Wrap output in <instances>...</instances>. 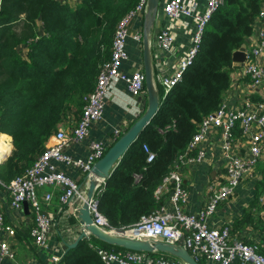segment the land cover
Segmentation results:
<instances>
[{"label": "built area", "instance_id": "2783aa9c", "mask_svg": "<svg viewBox=\"0 0 264 264\" xmlns=\"http://www.w3.org/2000/svg\"><path fill=\"white\" fill-rule=\"evenodd\" d=\"M222 2L223 0H205L204 4H200L199 0H159L155 19L157 25L152 28L150 50L153 77L160 101L181 83L184 74L193 65L201 49L207 24ZM146 12L147 0H138L136 6L119 20L112 39L110 58L103 63L95 87L87 96L80 118L71 133H66L60 127L53 134L54 144L47 146L22 174L5 185L12 209L21 208L24 202L31 208L35 223L30 227L29 234L37 249L47 248L48 238L54 227V215L46 209L54 191H58L59 203L74 216H77L78 209L85 200L87 179L92 166L102 157L107 147L100 141H90L86 159L73 158L64 150L70 142L86 139L92 124L102 119L105 103L111 97V91L116 88V83H124L129 91L127 95L135 108V117L145 111L147 97L143 66L126 70L122 63L129 58L126 48L128 39L139 47L142 46L143 17ZM257 22L264 23L263 6ZM182 35L187 37L186 42L180 39ZM245 44L246 60L243 63L232 62L230 83L223 92L217 109L201 118L186 150L178 157L177 164L154 191L155 197L160 199L161 195L171 190V210L161 202L150 213L141 216L135 224L126 228H113L97 208V195L104 190V180L89 202L94 224L130 238L162 240L182 245L203 264H264V255L259 252L256 241L232 236V223L240 214L226 213L216 221V225L210 222L219 206L236 194L244 181L257 177L259 163L263 166L264 182V28L253 31ZM124 108L132 107L125 104ZM113 134L116 139L121 132L116 129ZM5 135L8 137L4 146H0V162L4 156L2 152H6L12 143L11 135L0 132V138ZM142 149L147 153L146 162L153 163L155 153L145 144H142ZM208 153L216 155L222 165L216 179L209 183L202 197V206L186 212L184 208L189 203V198L183 185L181 168L205 161ZM53 159L81 171L84 174L82 180L76 181L55 170L51 164ZM46 185L53 187V190L44 193L42 202L39 189ZM255 199L261 207L256 213L262 218L264 192ZM0 231L4 233V237L0 239V264H40L34 258L24 262L16 259V252L9 240L14 238L16 229L6 221L1 211ZM96 250L104 264H184L163 253L113 251L101 247ZM60 259L58 256L52 257V264H58Z\"/></svg>", "mask_w": 264, "mask_h": 264}, {"label": "trees", "instance_id": "16d2710c", "mask_svg": "<svg viewBox=\"0 0 264 264\" xmlns=\"http://www.w3.org/2000/svg\"><path fill=\"white\" fill-rule=\"evenodd\" d=\"M137 3L0 0V132L12 136V150L0 164L2 184L22 174L66 121L79 120L110 58L116 26ZM263 4L264 0H223L212 16L193 65L160 101L97 195L98 211L111 227H129L160 205L163 196L156 198L155 189L177 164L201 118L217 109L230 83L231 54L253 33ZM6 137L0 140L6 143ZM142 144L155 153L153 163L146 162ZM246 211L235 220L232 235L255 219ZM29 232L30 228L32 241ZM260 238L256 242L264 255V236ZM98 247L124 250L90 236L64 253L58 264H104Z\"/></svg>", "mask_w": 264, "mask_h": 264}, {"label": "crops", "instance_id": "0c3cea01", "mask_svg": "<svg viewBox=\"0 0 264 264\" xmlns=\"http://www.w3.org/2000/svg\"><path fill=\"white\" fill-rule=\"evenodd\" d=\"M204 2L205 0H199L200 4H204ZM136 22L141 24L139 21ZM260 28H264V23L257 22L254 31ZM180 39L185 42L187 41L185 35H182ZM126 48L129 58L122 63V67L126 70H131L135 67L139 68V66L142 65L141 47H139L138 44L133 45L131 40L128 39ZM262 62L264 63V57H262ZM127 93H129V91L125 84L117 82L116 88L111 91V97L105 103L102 119L100 121H95L92 124L89 135L86 139L81 142H70L64 152L73 158L86 159L90 151L88 147L90 141L96 140L102 142L106 147L110 146L115 139L113 134L114 130H120L122 133L136 118L133 113L135 108H133ZM125 104H130L132 108L125 109ZM75 124L74 121H66L61 127L64 128L66 133L70 134ZM54 142L55 138L51 135L47 139L46 145H52ZM10 149L12 150V143L9 149L2 153L5 155ZM207 157L208 158L205 161L199 164H188L181 168L183 185L188 191L189 198V203L184 208L186 212L194 211L202 206L204 202L202 197L205 194L209 183L216 179L218 169L222 165L220 159L216 155L208 153ZM51 164L54 166L55 170L63 172L70 178L76 181L82 180L84 174L76 168L54 159L51 160ZM262 168V164L259 163V173L255 179L253 178L254 180L247 181V189L242 190L238 188L236 194L229 198L225 204L219 206L216 213L213 214L210 219L212 225H216V221L226 213H230L231 215L240 214V217L237 218L238 220L244 217L245 212H247L246 210H248L249 215H252L255 219L251 220V222L248 220L242 229H235L232 236L242 237L246 241L257 242L261 239V236H264V231L262 232V235L259 233L264 229V217L260 218L256 213L261 207L255 199L256 196H259L264 192ZM52 190L53 187L48 185L39 189V197L42 202L44 193ZM170 193L171 190L164 193L161 200L162 204L165 205L168 210H171V204L169 201V197L171 196ZM240 194L241 196H239ZM244 194L246 195V202H243ZM46 209L51 211L54 215V227L52 233L49 235L47 248L37 249L28 236V229L35 223L31 208L29 206L24 207L23 204L19 209H12L9 205V194L6 186L0 184V211L5 215L6 221L16 229L14 238H10L9 240L11 247H13L16 252V259L19 262L34 258L40 264H52V257L58 256L61 258L62 255L66 253L67 244L72 243L81 232L82 226L77 217L68 213L59 203L58 191H54L51 203ZM235 220L232 223L231 231L235 228L234 225L237 222ZM256 220H258L257 224L255 222ZM253 225H257L256 228ZM3 237L4 233L0 231V239Z\"/></svg>", "mask_w": 264, "mask_h": 264}, {"label": "water", "instance_id": "95a60500", "mask_svg": "<svg viewBox=\"0 0 264 264\" xmlns=\"http://www.w3.org/2000/svg\"><path fill=\"white\" fill-rule=\"evenodd\" d=\"M159 7V0H147V12L143 17V33H142V66L144 72V85L146 90L147 105L145 111L138 116L130 126H128L113 143L107 147L106 151L92 166L91 174L88 176L87 186L85 190V200L78 209L77 219L82 229L77 238L67 244L66 252L74 248L83 238L94 237L108 245L120 247L124 250L163 253L181 260L184 264H200L190 252L182 245L165 242L162 240H150L147 238H130L123 234H116L107 231L93 222V218L89 209V202L94 197L96 190L102 181L106 180L113 169L117 166L119 160L129 147L142 134L145 127L149 124L151 118L158 110L160 99L159 93L155 86L153 77V66L150 50V37L152 28L157 25L156 14ZM246 60V44L243 43L238 49L231 54V61L243 63ZM11 151V149H10ZM10 151L5 154L0 162L3 163ZM24 207H28V203L24 202Z\"/></svg>", "mask_w": 264, "mask_h": 264}, {"label": "rangeland", "instance_id": "374dc122", "mask_svg": "<svg viewBox=\"0 0 264 264\" xmlns=\"http://www.w3.org/2000/svg\"><path fill=\"white\" fill-rule=\"evenodd\" d=\"M131 42H132L133 45H136L133 41H131ZM80 114H81V113H80ZM76 120H77V119H76ZM246 185H247V181H244L239 189H242V190H243V189L246 187ZM238 191H239V190H238ZM235 196H237V195H235ZM239 196H241V194H240ZM239 196H238V197H239ZM238 197H237V198H238ZM237 198H236V199H237ZM243 202H246V195H245V194H244V196H243ZM23 227H24V226H23Z\"/></svg>", "mask_w": 264, "mask_h": 264}, {"label": "bare ground", "instance_id": "6f19581e", "mask_svg": "<svg viewBox=\"0 0 264 264\" xmlns=\"http://www.w3.org/2000/svg\"><path fill=\"white\" fill-rule=\"evenodd\" d=\"M5 141L0 140V146H4Z\"/></svg>", "mask_w": 264, "mask_h": 264}, {"label": "clouds", "instance_id": "9594fccd", "mask_svg": "<svg viewBox=\"0 0 264 264\" xmlns=\"http://www.w3.org/2000/svg\"><path fill=\"white\" fill-rule=\"evenodd\" d=\"M178 85V84H177Z\"/></svg>", "mask_w": 264, "mask_h": 264}]
</instances>
